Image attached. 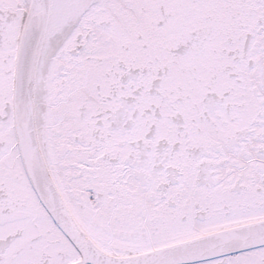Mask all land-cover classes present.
Segmentation results:
<instances>
[{
  "label": "snow or ice",
  "instance_id": "6c2138e0",
  "mask_svg": "<svg viewBox=\"0 0 264 264\" xmlns=\"http://www.w3.org/2000/svg\"><path fill=\"white\" fill-rule=\"evenodd\" d=\"M0 264H264V0H0Z\"/></svg>",
  "mask_w": 264,
  "mask_h": 264
}]
</instances>
